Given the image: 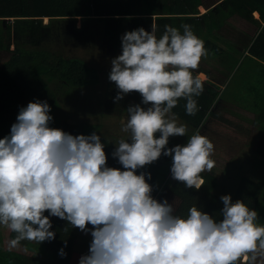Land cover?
Returning <instances> with one entry per match:
<instances>
[{
    "label": "clouds",
    "instance_id": "1",
    "mask_svg": "<svg viewBox=\"0 0 264 264\" xmlns=\"http://www.w3.org/2000/svg\"><path fill=\"white\" fill-rule=\"evenodd\" d=\"M121 48L108 76L118 89L114 102L135 92L147 105L126 110L122 131L129 137L112 153L123 170L107 166L95 132L73 136L50 127L46 101L20 108L10 134L0 138V225L16 233L10 247L55 239L49 217H57L90 232L88 254L78 264H237L241 258L254 264L264 251V224L255 210L222 195L221 220L196 206L182 218L166 199L153 198L144 172L137 174L162 154L171 156L172 178L199 190L201 173L214 168V144L198 131L185 145L167 147L169 137L188 131L172 113L178 101H186L188 115L199 110L204 85L193 73L208 54L204 41L188 24L165 25L159 37L155 27H140L121 36ZM59 255L67 254L62 248Z\"/></svg>",
    "mask_w": 264,
    "mask_h": 264
},
{
    "label": "trees",
    "instance_id": "2",
    "mask_svg": "<svg viewBox=\"0 0 264 264\" xmlns=\"http://www.w3.org/2000/svg\"><path fill=\"white\" fill-rule=\"evenodd\" d=\"M160 1L167 2L162 3V6L164 5L168 12H156L153 0H0V138L10 134L11 125L16 122L20 108L36 100L46 101L50 106L49 115L53 117L50 127L56 128L57 122H61L59 126H64L62 130L73 136L91 135L94 130H98L100 124L89 123L88 117L94 107L102 102L115 107L116 112L122 111L124 105L133 98L141 103V96L135 92L114 102L118 92L114 82L108 83L107 91L101 99L99 96L94 99L85 94L88 88H94L98 82L97 74H94L95 68L79 57L64 55L59 48L68 46L93 54L102 49L103 45L110 44L118 51L121 36L126 31L140 27L151 31L153 26L159 37L163 34L165 25L178 28L183 25L180 21L184 19L188 21L186 24L192 26L194 32L198 28L197 18L192 17L198 13L196 7L203 4L208 8L211 5L205 4L203 0ZM255 1L264 6V0H223L213 8L214 10L209 9L208 13L224 12V16L228 18L235 14H248L245 17L251 19V12L259 9L251 4V9L248 10L243 8V5ZM260 17L264 18V12H260ZM44 18L47 19L46 23L43 22ZM201 18L205 19L206 14ZM216 22L219 23V17ZM204 24L208 31L212 30V25L207 19ZM216 31L226 36L223 23L218 25ZM245 37L246 40L240 41L246 49L243 52L232 47L230 50L233 53L226 52L213 44V41H205L207 56L216 59L230 71L226 85L224 80L219 82L217 79H202L203 92L196 97L199 110L195 115L186 114V101L180 99L172 109L177 119L195 125L196 130H202L207 116L212 112L218 113L214 106L219 101L226 104L230 102L229 105L235 106L244 104L245 110L256 115L255 121L264 133V27L254 38ZM81 90L85 96H75ZM61 107L66 110V115L57 117L56 113ZM69 119L73 124L69 123ZM102 143L107 156V166L123 170L118 159L112 156L116 146L110 142ZM178 144L180 145V136L169 137L168 148ZM260 145L264 147V136ZM171 165V156L162 154L155 162L137 170V174H146V181L153 188V198L159 197L166 181H169ZM147 174H150V179ZM201 177L204 185L199 190L185 188L183 183L174 181L170 191L180 199L174 215L186 218L189 209L196 206L219 221L222 219L223 203L220 196L214 192L217 176L206 170L201 173ZM263 186L264 178L258 182L242 176L231 200H242L246 206L256 211ZM45 215L48 213L45 212ZM49 219L52 223L50 231L55 232V239L41 242V250H44L41 253H46L52 258L50 264H78L81 257L75 254L78 229L60 218ZM15 236L14 232L10 231L7 247L3 249L0 246V264H40L35 255L22 253L24 250L28 251L26 243L23 245L26 246L23 251L20 244L10 247L9 242ZM90 242L91 240L85 243L87 253ZM62 248L67 254L63 258L59 255Z\"/></svg>",
    "mask_w": 264,
    "mask_h": 264
},
{
    "label": "rangeland",
    "instance_id": "3",
    "mask_svg": "<svg viewBox=\"0 0 264 264\" xmlns=\"http://www.w3.org/2000/svg\"><path fill=\"white\" fill-rule=\"evenodd\" d=\"M162 3L166 4L167 2L153 0L156 12H168V9L164 5L162 6ZM217 17L219 16L214 15L208 18L209 22H211L210 24H212L211 31H208L205 27V24H203L200 29L197 28V31L194 33L196 36L202 39L204 43L206 40H210L222 50H226L222 43L215 41V38H227V36L215 33L218 32L216 29L219 24L223 23L224 28H226L225 25L227 24L225 23L226 20L222 19L225 17L224 14H220L219 23L216 22ZM79 20L80 19H78L77 22L78 25L80 24ZM43 22L46 23L47 20H43ZM187 22L188 21L184 19L183 21H180V24H186ZM142 28L146 29L145 27ZM178 28H180V26ZM226 29L233 31L228 28ZM10 48L12 49V47ZM236 48L240 49L238 46H236ZM59 49L63 51L64 55L79 57L86 61L88 65L95 68L94 74H97L98 79L97 84L94 86L96 91L94 92L93 87L88 88L86 90L87 93L85 94H88L94 99L98 96L99 99L103 98L104 93L107 91L108 83L111 82L108 78L111 71V60L121 54V46L118 51H115L110 44H106L102 46V49L95 51L93 54H90L87 50L85 51L68 46H60ZM226 52L232 51L228 49ZM194 73L201 79H217L219 82L224 80L226 85V81L228 79L227 77L230 71L227 67L222 66L216 59L205 56L201 59L199 67L194 70ZM81 92L83 91H78L75 96H85V94H82ZM131 100L132 101H128L124 105L123 110L120 112H116L115 107L113 108L112 105H109L106 102H102L101 105L95 106L94 110L91 111V116L88 117V122L91 124H96V122L97 124H100L98 130L94 131L100 136L101 142H110L113 145L118 146L120 139H128L129 133L122 131L123 124L126 123L127 120V108L136 104H140L141 107H147V105H143L138 101H135L134 98ZM229 104L230 102L226 104L222 101H219V103L214 106V108H217L218 113L212 112L209 116H207L204 121V129L202 130H196L195 125L189 124L184 120L178 119V122L186 124L188 128L186 136H180V145H185L187 143L188 137L197 131L201 135L207 136L214 143V151L216 152L213 153L212 159L215 161V166L211 171H209L217 176V187L214 192L220 197L222 195H230L232 198L235 187L242 176L249 177L250 179L258 182L264 178V174L259 175L252 173V171L248 168V165L252 167L253 162L255 161L250 159L253 156H248V152L253 149L254 146L259 144L264 136V133L262 132L261 128L258 127L257 122L255 121L256 115L250 111H247V109L245 110L243 108L244 104H238L237 106ZM116 107L119 109L118 106ZM65 111L66 110L61 107L58 113H56V111L54 112L56 113L57 117H63V115H66ZM215 114L218 116H215ZM69 123L73 124L71 119H69ZM60 124L61 122H57L58 127L56 128L62 130L64 126H59ZM158 136L159 133H157V138ZM241 158L242 161H239ZM248 159L251 160L249 164H247ZM261 168H264V165ZM205 172L206 171L202 173ZM258 172L261 173L262 171ZM168 179L169 181H166L165 187L161 190L157 200L162 201L166 199L172 205L174 210L173 214H175L180 204V199L170 191V187L175 180L172 178V176ZM263 201L264 198L261 197L259 202ZM88 228L91 230L92 226L88 225ZM76 233L77 237L75 239V254L78 256L88 254L84 247L87 241L92 240L90 232L84 233L78 229ZM14 234L16 235V233ZM8 236H10V230L5 226L0 225V246L3 249L7 247L6 243ZM34 242L35 241L29 240L20 241L19 244L22 251L26 246H28V251L24 250L22 253L35 255L37 257L36 260L40 264H50L52 258H50V256L46 253H41L44 252V250H41L43 244H35ZM24 244L26 245L25 247H23ZM84 249L86 250V254H84ZM256 260L254 261V264L257 263Z\"/></svg>",
    "mask_w": 264,
    "mask_h": 264
},
{
    "label": "crops",
    "instance_id": "4",
    "mask_svg": "<svg viewBox=\"0 0 264 264\" xmlns=\"http://www.w3.org/2000/svg\"><path fill=\"white\" fill-rule=\"evenodd\" d=\"M19 1V0H16ZM205 1V4H209L211 3V5L207 8L206 5H199L197 8V12L196 14H198V16H194L196 17V22L198 24V29H200V27L205 23V20L210 17V16H214L217 15L220 17V14H223L222 12L217 13L215 12L214 14L212 12L208 13L209 9H213L216 5L222 3L223 0H203ZM256 5L257 8L260 10L258 11H254L251 12V16L252 18L249 19L247 17H245V15L248 14H244L242 15H232L231 17H225L224 20L225 23H227L225 26L228 29H231L233 31H229L225 28V33L227 38L226 39H220V41H217L215 39L216 42L222 43L225 47L226 50L230 49V47H232L235 50H238L240 52L245 51L246 49L241 45L240 41H243V39L247 38L245 36H250L252 38H254L256 35L259 34L260 31H262L263 27H264V18L263 20L260 19V12H264V6H260L258 1H255L254 3H246L243 5V8H247L248 10H250V5ZM242 8V9H243ZM214 10V9H213ZM203 14H206V18L202 19L201 16ZM209 21V20H208ZM211 23V22H209ZM212 25V24H211ZM196 32V31H194ZM216 34H218V32H215ZM246 40V39H245ZM236 46L240 47V49H237ZM264 62V61H262ZM213 143V142H212ZM214 144V143H213ZM216 152V151H214ZM248 156H253L252 158H250L251 160H255L253 162L252 167L248 165V168L252 171V173L255 174H259L262 175L264 174V168H261L264 165V147L259 144H257L256 146L253 147V149H251L248 152ZM248 159L247 164H249L251 162V160ZM242 161V158L239 160ZM256 163V165H255ZM263 164V165H262ZM261 168V169H259ZM258 171H262L261 173H259ZM263 190H264V186L262 188L259 200L261 197L264 198V194H263ZM258 200V206H257V210L256 212L258 213V222L260 224H264V201L263 202H259ZM249 255H252L251 253H249ZM256 264H264V251H258L256 253ZM237 264H246V262L243 260V258H241L240 260L237 261Z\"/></svg>",
    "mask_w": 264,
    "mask_h": 264
}]
</instances>
